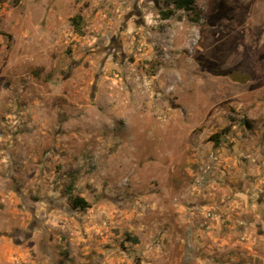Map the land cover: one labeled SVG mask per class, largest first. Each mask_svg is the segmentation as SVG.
<instances>
[{"label":"rangeland","instance_id":"obj_1","mask_svg":"<svg viewBox=\"0 0 264 264\" xmlns=\"http://www.w3.org/2000/svg\"><path fill=\"white\" fill-rule=\"evenodd\" d=\"M170 1L0 0V264H264V0Z\"/></svg>","mask_w":264,"mask_h":264},{"label":"trees","instance_id":"obj_2","mask_svg":"<svg viewBox=\"0 0 264 264\" xmlns=\"http://www.w3.org/2000/svg\"><path fill=\"white\" fill-rule=\"evenodd\" d=\"M172 8L168 9L167 11L162 12L164 17H169L171 15H174L176 11H182L185 13H190L197 18L199 17L197 7L195 4V0H171L169 4ZM71 25L74 27V30L76 32H81V17L80 15H75L70 18ZM228 129H222L219 132H216L210 136V140H213L215 144L219 143V138L227 132ZM72 188L69 187V190ZM70 207L73 209H81L84 210L87 207H89V202L86 201L83 197L80 196H70L69 197ZM135 242H137V239H134Z\"/></svg>","mask_w":264,"mask_h":264}]
</instances>
